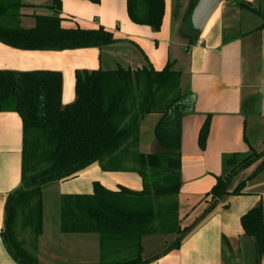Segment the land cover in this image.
<instances>
[{
    "label": "crops",
    "instance_id": "0c3cea01",
    "mask_svg": "<svg viewBox=\"0 0 264 264\" xmlns=\"http://www.w3.org/2000/svg\"><path fill=\"white\" fill-rule=\"evenodd\" d=\"M238 2L248 7L240 8ZM24 3L30 5L20 10L19 24L24 29L34 26V16L53 14L48 9L51 0ZM163 4L161 25L154 31L129 20L126 0H99L97 4L61 0L57 14L61 28H102L115 42L101 48L65 51L19 50L0 43V71L59 73L62 104L66 105L74 100L76 71L105 72L118 67L160 71L171 63L180 73L179 86L191 109L180 119V187L176 201L179 228L183 229L194 224L206 209L207 195L222 174L226 157L264 151V0H224L196 36L186 27L189 0H163ZM149 118L154 124L158 120L157 115ZM206 121L208 132L200 148L198 138ZM152 138L146 142L139 138L138 154L159 152ZM21 150L19 116L0 112V233L4 229L6 199L20 185ZM255 166H250L243 178L237 179L238 173L232 180L231 187L245 181L242 193L227 198L226 207L219 203L198 220L177 249L163 254L174 241V234L144 237L142 258L157 256L147 264H264V252L256 260L253 241L240 226L241 216L259 204L264 216V170L248 179ZM125 168L102 172L93 164L78 177L55 184L59 187L83 179L85 192L68 190L59 198L90 194L93 182L108 190H141L134 158ZM48 215L43 203L42 233L32 251L38 264H98L95 234H61L59 220L50 226ZM55 247L65 250L58 254ZM0 264H16L1 238Z\"/></svg>",
    "mask_w": 264,
    "mask_h": 264
},
{
    "label": "trees",
    "instance_id": "16d2710c",
    "mask_svg": "<svg viewBox=\"0 0 264 264\" xmlns=\"http://www.w3.org/2000/svg\"><path fill=\"white\" fill-rule=\"evenodd\" d=\"M25 1L0 0V43L28 51H65L101 48L115 42L102 28L63 29L57 16L61 0H51V16H34V26H20ZM97 4L99 0H87ZM198 0H189L186 27L192 29L190 14ZM240 8L247 4L238 2ZM163 0H126L129 20L158 31ZM264 25V17L263 24ZM180 73L167 63L160 71H136L118 67L113 71H76L74 100L62 104V78L57 72L0 71V112L16 113L22 125L20 185L5 203L4 229L0 233L7 254L16 264H38L34 251L42 233V190L50 183L67 182L97 164L102 172H120L125 162L135 160L141 190L124 187L108 190L92 183L90 194L60 197L59 232L95 234L98 264H147L157 256L142 258L144 237L175 235L163 251L179 247L198 220L219 203L242 193L245 181L235 187L233 178L256 165L248 179L264 170V151L230 155L223 161L222 174L208 193L207 207L194 224L179 228L177 194L180 187V119L191 112L187 95L179 86ZM157 115L153 134L159 152L138 154V131L142 119ZM206 121L198 144L204 147ZM128 162V161H127ZM247 179V180H248ZM243 234L253 241L255 258L264 252V216L261 205L240 218ZM28 231L30 250L19 239ZM120 254L122 258L114 259Z\"/></svg>",
    "mask_w": 264,
    "mask_h": 264
},
{
    "label": "rangeland",
    "instance_id": "374dc122",
    "mask_svg": "<svg viewBox=\"0 0 264 264\" xmlns=\"http://www.w3.org/2000/svg\"><path fill=\"white\" fill-rule=\"evenodd\" d=\"M149 117H153V115H148L145 116L141 122V126H139V131H138V139L140 138L142 142H146L149 141V139H153L152 137H154L153 134V128H154V123L152 121H150ZM154 120V118H153ZM154 124V125H153ZM149 127V128H148ZM132 150L138 152V145L135 148H132ZM129 161V160H127ZM127 161L125 162V164L127 163ZM250 170V168L245 169L244 171H241V173H239L236 177H238L237 179H241L244 176V172ZM55 183H50L48 185H46L43 190V203H44V211L46 213V215H48L47 218V222L49 223L50 226H52V224L57 220H59V207H60V194L65 193L68 190H78V192L80 193H84L86 189H84V185L83 184V179L80 180H76L75 182H71L69 184H66L64 186H59L57 187V185H55ZM75 188V189H72ZM19 239H22L23 241H25V243H27L25 245V248L27 250H30V248L28 247V243H29V234L28 231H21L19 233ZM57 253L59 254V252H62L65 250L64 247L58 248L55 247ZM33 253V252H32ZM122 258V256L120 254H118V256L114 257V259H120Z\"/></svg>",
    "mask_w": 264,
    "mask_h": 264
},
{
    "label": "water",
    "instance_id": "95a60500",
    "mask_svg": "<svg viewBox=\"0 0 264 264\" xmlns=\"http://www.w3.org/2000/svg\"><path fill=\"white\" fill-rule=\"evenodd\" d=\"M223 1L224 0H198L190 14L192 29L200 33L219 4Z\"/></svg>",
    "mask_w": 264,
    "mask_h": 264
}]
</instances>
